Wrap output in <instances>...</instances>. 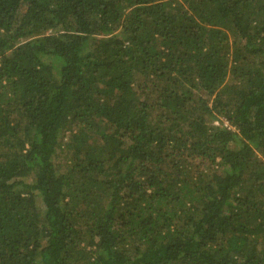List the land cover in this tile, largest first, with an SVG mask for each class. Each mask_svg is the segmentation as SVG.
<instances>
[{
  "label": "trees",
  "instance_id": "obj_1",
  "mask_svg": "<svg viewBox=\"0 0 264 264\" xmlns=\"http://www.w3.org/2000/svg\"><path fill=\"white\" fill-rule=\"evenodd\" d=\"M0 264H264V0H0Z\"/></svg>",
  "mask_w": 264,
  "mask_h": 264
},
{
  "label": "rangeland",
  "instance_id": "obj_2",
  "mask_svg": "<svg viewBox=\"0 0 264 264\" xmlns=\"http://www.w3.org/2000/svg\"><path fill=\"white\" fill-rule=\"evenodd\" d=\"M212 125H215V126H217V123L216 122H214V124H212ZM63 141H65V140H63ZM59 159L61 160V159H63L64 157H65V155H64V153H62V154H59Z\"/></svg>",
  "mask_w": 264,
  "mask_h": 264
}]
</instances>
